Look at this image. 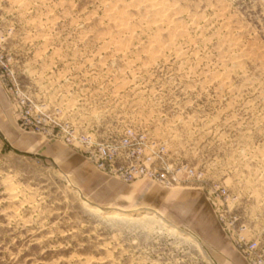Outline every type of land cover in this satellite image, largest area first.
<instances>
[{
	"label": "rangeland",
	"instance_id": "obj_1",
	"mask_svg": "<svg viewBox=\"0 0 264 264\" xmlns=\"http://www.w3.org/2000/svg\"><path fill=\"white\" fill-rule=\"evenodd\" d=\"M0 264H264V0H0Z\"/></svg>",
	"mask_w": 264,
	"mask_h": 264
},
{
	"label": "water",
	"instance_id": "obj_2",
	"mask_svg": "<svg viewBox=\"0 0 264 264\" xmlns=\"http://www.w3.org/2000/svg\"><path fill=\"white\" fill-rule=\"evenodd\" d=\"M164 222H165L166 226H168V227H170L172 229H175V227L173 225H171L170 223H168L166 221H164ZM176 231L179 232V233H181V234H183V235H185V236L191 237L186 231H184L182 229H176ZM191 238L194 239L193 237H191Z\"/></svg>",
	"mask_w": 264,
	"mask_h": 264
},
{
	"label": "bare ground",
	"instance_id": "obj_3",
	"mask_svg": "<svg viewBox=\"0 0 264 264\" xmlns=\"http://www.w3.org/2000/svg\"><path fill=\"white\" fill-rule=\"evenodd\" d=\"M159 5V4H158ZM159 15V14H158ZM176 15V14H175ZM172 38V37H171ZM173 44V43H172Z\"/></svg>",
	"mask_w": 264,
	"mask_h": 264
}]
</instances>
